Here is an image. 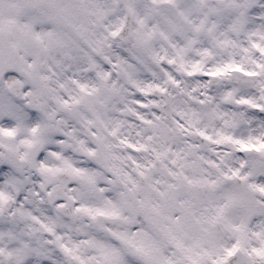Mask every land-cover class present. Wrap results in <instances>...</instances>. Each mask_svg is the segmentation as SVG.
Here are the masks:
<instances>
[{
	"label": "snow or ice",
	"instance_id": "snow-or-ice-1",
	"mask_svg": "<svg viewBox=\"0 0 264 264\" xmlns=\"http://www.w3.org/2000/svg\"><path fill=\"white\" fill-rule=\"evenodd\" d=\"M0 264H264V0H0Z\"/></svg>",
	"mask_w": 264,
	"mask_h": 264
}]
</instances>
